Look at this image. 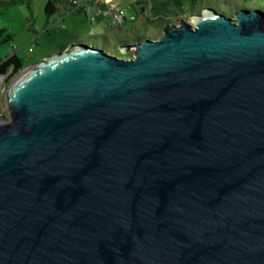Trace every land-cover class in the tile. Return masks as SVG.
Returning a JSON list of instances; mask_svg holds the SVG:
<instances>
[{
	"label": "water",
	"instance_id": "obj_1",
	"mask_svg": "<svg viewBox=\"0 0 264 264\" xmlns=\"http://www.w3.org/2000/svg\"><path fill=\"white\" fill-rule=\"evenodd\" d=\"M131 49L71 45L9 86L0 264H264L263 12Z\"/></svg>",
	"mask_w": 264,
	"mask_h": 264
},
{
	"label": "rangeland",
	"instance_id": "obj_2",
	"mask_svg": "<svg viewBox=\"0 0 264 264\" xmlns=\"http://www.w3.org/2000/svg\"><path fill=\"white\" fill-rule=\"evenodd\" d=\"M46 1L0 0V30H5L12 36L10 42L2 44L0 47V61L16 52L23 65L22 70L12 77H10L12 75L10 71L0 77V116L7 117L8 115L5 98L12 82L28 65L45 60L46 57L59 52L61 47L88 44L103 49L109 55L126 59L132 55L133 49L123 54V51L119 49L120 42L124 47H130L145 38L156 40L165 26L162 21L158 22L159 24H153L148 19L151 15L128 18L126 22L117 27H110L111 18L107 15L100 16L96 24H89L92 17H88L87 20L83 14L69 13L64 16V21L61 22V16L58 13L49 18L44 15L43 7ZM208 2L216 4L219 12L227 17H232L235 13L234 10L228 8L224 0H204L203 6ZM195 9L193 10L196 11ZM175 10L171 15L167 14L168 22L177 23L178 18L190 20L191 11L187 3ZM261 11L264 14V10ZM86 35L88 39L85 40ZM103 35L107 37L108 41L102 38ZM137 39L138 42H136ZM29 48L32 49L31 52L28 51Z\"/></svg>",
	"mask_w": 264,
	"mask_h": 264
},
{
	"label": "trees",
	"instance_id": "obj_3",
	"mask_svg": "<svg viewBox=\"0 0 264 264\" xmlns=\"http://www.w3.org/2000/svg\"><path fill=\"white\" fill-rule=\"evenodd\" d=\"M207 1V0H206ZM228 8L231 10H234L235 12L241 8H246V9H261L264 10V1L260 0H254V1H248V0H243L239 2L238 0H224ZM90 0H47L46 3L44 4L43 10H44V15L49 18L53 16L55 13H58L60 17V21H64V16L69 13H77L79 15L83 14L87 17V9L91 5ZM184 3H187L190 8V13L191 15L193 14H199L202 9L206 7H210L215 9L216 11L218 10V6L216 4H210L209 2L207 5L203 6L204 0H168L166 2L160 3L158 8L161 14V19L163 20V24H175L172 22L167 21V14L174 13L176 10L175 8L177 7H182ZM196 8L194 11L193 9ZM222 13V12H221ZM182 18H178V20H181ZM88 20V18H87ZM177 20V21H178ZM96 19L91 18L89 20V24H96ZM123 23V22H122ZM121 23V25H122ZM153 24H157L152 22ZM118 25V26H121ZM110 27H117L115 25L110 24ZM104 40L107 39L106 36H102ZM88 39V36H85V40ZM12 40L11 34L6 33L5 30H0V47L2 44L6 42H10ZM108 41V39H107ZM120 42V41H119ZM138 42V39L137 41ZM124 45L120 42L119 49L122 50ZM66 47H61L60 51H63ZM29 52L32 51L31 48L28 49ZM23 65L20 60V57L17 55L16 52H14L11 56L6 57L4 60L0 61V75L6 74L7 72H11L12 74L10 77L13 75L17 74L20 70H22Z\"/></svg>",
	"mask_w": 264,
	"mask_h": 264
},
{
	"label": "crops",
	"instance_id": "obj_4",
	"mask_svg": "<svg viewBox=\"0 0 264 264\" xmlns=\"http://www.w3.org/2000/svg\"><path fill=\"white\" fill-rule=\"evenodd\" d=\"M168 0H112L109 4H106L102 0H93L90 7L87 9V18L92 17L97 19L104 15L110 17L108 10H115L117 8H124L126 12V19L128 18H141L142 16L148 17L150 21L159 24L163 20L158 8L160 3ZM130 16V17H129Z\"/></svg>",
	"mask_w": 264,
	"mask_h": 264
},
{
	"label": "built area",
	"instance_id": "obj_5",
	"mask_svg": "<svg viewBox=\"0 0 264 264\" xmlns=\"http://www.w3.org/2000/svg\"><path fill=\"white\" fill-rule=\"evenodd\" d=\"M102 1L105 2L106 4H109L112 0H102ZM108 14L110 15L111 18V24L115 26L121 25V23L124 22L126 19V12L124 8H117L115 10L109 9ZM4 75L5 74L0 75V77L1 76L3 77Z\"/></svg>",
	"mask_w": 264,
	"mask_h": 264
},
{
	"label": "flooded vegetation",
	"instance_id": "obj_6",
	"mask_svg": "<svg viewBox=\"0 0 264 264\" xmlns=\"http://www.w3.org/2000/svg\"><path fill=\"white\" fill-rule=\"evenodd\" d=\"M2 119H6L7 117L4 115V116H0Z\"/></svg>",
	"mask_w": 264,
	"mask_h": 264
},
{
	"label": "bare ground",
	"instance_id": "obj_7",
	"mask_svg": "<svg viewBox=\"0 0 264 264\" xmlns=\"http://www.w3.org/2000/svg\"><path fill=\"white\" fill-rule=\"evenodd\" d=\"M101 49V48H100ZM103 50V49H102ZM104 51V50H103Z\"/></svg>",
	"mask_w": 264,
	"mask_h": 264
}]
</instances>
